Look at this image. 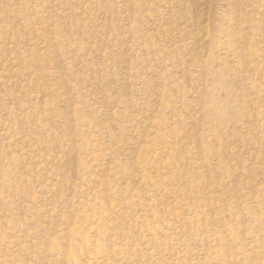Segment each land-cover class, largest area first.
Listing matches in <instances>:
<instances>
[{"label": "rangeland", "instance_id": "rangeland-1", "mask_svg": "<svg viewBox=\"0 0 264 264\" xmlns=\"http://www.w3.org/2000/svg\"><path fill=\"white\" fill-rule=\"evenodd\" d=\"M0 264H264V0H0Z\"/></svg>", "mask_w": 264, "mask_h": 264}]
</instances>
